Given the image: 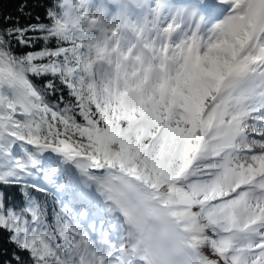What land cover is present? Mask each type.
I'll list each match as a JSON object with an SVG mask.
<instances>
[{"label": "snow or ice", "instance_id": "snow-or-ice-1", "mask_svg": "<svg viewBox=\"0 0 264 264\" xmlns=\"http://www.w3.org/2000/svg\"><path fill=\"white\" fill-rule=\"evenodd\" d=\"M16 11L0 264H264V0Z\"/></svg>", "mask_w": 264, "mask_h": 264}, {"label": "trees", "instance_id": "trees-1", "mask_svg": "<svg viewBox=\"0 0 264 264\" xmlns=\"http://www.w3.org/2000/svg\"><path fill=\"white\" fill-rule=\"evenodd\" d=\"M19 3L20 0H0V20H2L5 14L10 13L14 16L18 15L16 9ZM37 11H39L41 14L43 13L42 9H38ZM22 22H24L23 19Z\"/></svg>", "mask_w": 264, "mask_h": 264}]
</instances>
